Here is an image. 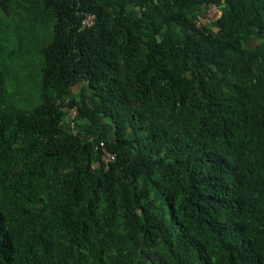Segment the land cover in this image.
I'll use <instances>...</instances> for the list:
<instances>
[{
  "label": "trees",
  "instance_id": "trees-1",
  "mask_svg": "<svg viewBox=\"0 0 264 264\" xmlns=\"http://www.w3.org/2000/svg\"><path fill=\"white\" fill-rule=\"evenodd\" d=\"M0 264H264V0H0Z\"/></svg>",
  "mask_w": 264,
  "mask_h": 264
},
{
  "label": "built area",
  "instance_id": "built-area-1",
  "mask_svg": "<svg viewBox=\"0 0 264 264\" xmlns=\"http://www.w3.org/2000/svg\"><path fill=\"white\" fill-rule=\"evenodd\" d=\"M93 23L92 18L88 19L84 25H91ZM78 116V112L76 109H70L69 110V119L71 121V126L73 129H75V119ZM75 132V130H74ZM97 151L101 153V160L105 165V168L108 169L110 165L116 161V155L111 153L109 150H107L104 142H100L99 145L96 148Z\"/></svg>",
  "mask_w": 264,
  "mask_h": 264
},
{
  "label": "rangeland",
  "instance_id": "rangeland-1",
  "mask_svg": "<svg viewBox=\"0 0 264 264\" xmlns=\"http://www.w3.org/2000/svg\"><path fill=\"white\" fill-rule=\"evenodd\" d=\"M216 15H217V9L213 8L208 13V19L213 20V19H215ZM18 38L21 39L22 37H15V39H16L15 41H17ZM31 45H32L31 47L33 48L34 51L32 52V54L31 53L29 55L26 54L25 56H23V58H24V62H27V63L31 64L32 66H34L36 64H39L41 61V57L39 56L41 44L32 43ZM16 47H17V45H16ZM15 49L16 48H13V50H15ZM26 75L27 74H25V76ZM19 78L23 79L24 74L19 72Z\"/></svg>",
  "mask_w": 264,
  "mask_h": 264
}]
</instances>
